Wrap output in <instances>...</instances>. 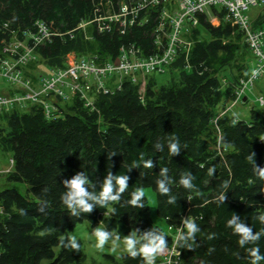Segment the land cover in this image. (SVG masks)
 <instances>
[{
    "label": "trees",
    "instance_id": "16d2710c",
    "mask_svg": "<svg viewBox=\"0 0 264 264\" xmlns=\"http://www.w3.org/2000/svg\"><path fill=\"white\" fill-rule=\"evenodd\" d=\"M117 2L0 0V42L12 34L21 39L34 31V22H42L53 35L33 53L46 70L63 68L67 53L99 61H112L120 46L134 45L142 57L157 53L152 32L158 6L138 11L139 22L122 33L115 23L103 32L94 22L80 27L95 14L115 12ZM209 13L217 25L196 14V25L187 26L182 36L190 42L187 53L178 52L167 66L165 83L147 75L141 97L137 85L122 78L118 89L93 96V110L77 96L63 102L50 93L41 98L55 108L50 117L30 103L0 111V151L11 161L4 179L25 185L23 195L0 190V264H83L81 242L68 237L81 222L99 224L106 237L132 240L136 234L148 246L174 243L177 264H252L253 249L264 257V100L256 101L259 108H250L245 120L222 113L255 60L226 11L211 7ZM263 24L264 4L249 17L252 30ZM31 65L24 76L35 83L46 70ZM173 144L176 153L170 152ZM78 174L85 180L88 212L65 203L71 192L65 182ZM106 183L112 189L108 199L102 195ZM161 183L167 191L160 190ZM144 188L153 192L165 230L152 224L144 195L137 199ZM188 222L198 229L191 235ZM237 224L258 239L241 245ZM102 258V264L146 261L138 244Z\"/></svg>",
    "mask_w": 264,
    "mask_h": 264
},
{
    "label": "built area",
    "instance_id": "2783aa9c",
    "mask_svg": "<svg viewBox=\"0 0 264 264\" xmlns=\"http://www.w3.org/2000/svg\"><path fill=\"white\" fill-rule=\"evenodd\" d=\"M263 4L264 0H118L115 12L106 10L103 15L95 14L80 27L94 22L97 31L103 32L115 23L118 32L122 33L125 26L139 22L138 11L158 6L157 24L152 32L157 53L142 57L134 45L120 46L112 61H99L94 56L76 58L73 53H67L63 68L49 69L33 83L24 76L25 67L35 60L34 47L49 41L53 35L42 22L36 21L33 32H24L21 39L12 34L8 41L0 42V79L12 86L11 92L0 93V111L30 103L40 105L44 117H50L55 111L54 106L41 100L50 93L63 102L77 96L84 107L93 110V96L118 89L122 78H129L136 84L141 97L147 75L163 74L178 52L187 53L190 42L182 36L187 26L196 25V14H204L211 25H217V20L209 13L211 7H222L226 11L231 23L242 31L244 42L255 60L249 77L234 92L233 102H236L264 74V24L252 30L246 14L249 8ZM113 77L117 79L111 81L112 88H107V82ZM256 101L263 104L261 97ZM177 257L173 243L170 247H162L151 264H177ZM142 264H149V260L146 258Z\"/></svg>",
    "mask_w": 264,
    "mask_h": 264
},
{
    "label": "rangeland",
    "instance_id": "374dc122",
    "mask_svg": "<svg viewBox=\"0 0 264 264\" xmlns=\"http://www.w3.org/2000/svg\"><path fill=\"white\" fill-rule=\"evenodd\" d=\"M260 6L261 5L249 8L246 12L248 18L253 16L256 12H258ZM238 61L240 62L241 59L239 58L236 59L235 61L236 64ZM29 64L30 65L32 64L30 67L33 66L35 68V71H39L40 73L42 70L44 71L46 70L43 68V66H41V63L36 55H35V60ZM46 73L47 70L43 74ZM152 75L155 78L157 84H163L167 79L166 73L152 74ZM220 81L222 87H225L227 85L226 81H222V80ZM8 88H12V86L8 84L5 80L0 79V93H6ZM245 95H246L245 97L242 96L236 102H233V99L231 101H225L224 109L222 113L233 114L236 118L245 120L248 118V110L250 108L258 109L259 106L256 103L255 99L261 97L262 100H264V74L253 82L252 87L245 92ZM10 170H11V162L9 160V154L0 151V190L12 188L15 189L18 193L23 195L25 193L24 184L5 181L4 176ZM140 192H144V197L146 199V203L149 211V217L152 224L159 227L162 230H165L164 222L161 219H159L155 213V199L153 192L149 188L141 189ZM100 234H101V228L99 224L89 225L86 222L78 223L72 229V231L68 233V237L70 239H78L81 242L82 252L85 257L83 264H102L104 262L102 258L103 254L117 255V254L129 252L130 251L129 241L133 242L132 248L136 244H138L142 249L145 246H148L136 234L132 235V240L119 239L111 234L109 237H106L103 241H101Z\"/></svg>",
    "mask_w": 264,
    "mask_h": 264
},
{
    "label": "clouds",
    "instance_id": "9594fccd",
    "mask_svg": "<svg viewBox=\"0 0 264 264\" xmlns=\"http://www.w3.org/2000/svg\"><path fill=\"white\" fill-rule=\"evenodd\" d=\"M170 152L171 153L177 152V147L175 144L171 145ZM147 166L151 167V164L149 163V165H147ZM262 175H264V172H262ZM126 179H127V177H124V178H121L119 180V184L121 186L120 191H123V189L125 187V180ZM65 183H70V187H71V192L69 193L68 198L65 200V203L68 205V207L71 208L73 211H75L76 206H79L85 212L91 211V205L88 204L86 202V199H85V197L88 196V193L82 187V185L85 183V180L82 179L81 175L78 174L73 180H71L70 182L66 181ZM182 183L186 187H190L188 180H182ZM159 187H160L161 191H167V189L164 188L163 183H161ZM111 190L112 189H111L110 184L106 183V185L103 189V193H102V195L105 199L109 198V193L111 192ZM139 195H144V192L138 193L137 199L139 198ZM110 199L113 201H116L118 199V197L112 196V197H110ZM133 203H135V200L133 201ZM229 223L230 224L234 223V220L230 221ZM187 229H188V232L190 235L198 230L196 228V225L191 223V222L187 223ZM235 231L241 233L243 236V238L239 241V243L241 245H243L245 240L255 241L256 239H258L259 234H257L256 236H252L250 229H248L242 225H239V224L235 225ZM100 236H101V241H103L106 238V234L101 233ZM132 243H133L132 241H129L130 250L132 248ZM163 245H164V241L160 240L158 243L153 242L152 246H145L142 249L143 254L149 260V264H151V261L155 258L158 251L162 249ZM73 246L75 247V244ZM257 252H258V249H253L251 252V255L254 257L252 264H256V261L264 259V257L257 255ZM132 255L135 256L136 252L132 251Z\"/></svg>",
    "mask_w": 264,
    "mask_h": 264
},
{
    "label": "crops",
    "instance_id": "0c3cea01",
    "mask_svg": "<svg viewBox=\"0 0 264 264\" xmlns=\"http://www.w3.org/2000/svg\"><path fill=\"white\" fill-rule=\"evenodd\" d=\"M7 91H8V89H7ZM7 91H6V92H7Z\"/></svg>",
    "mask_w": 264,
    "mask_h": 264
}]
</instances>
